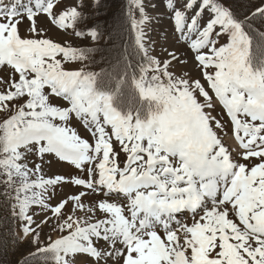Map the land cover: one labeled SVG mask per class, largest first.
<instances>
[{
    "label": "snow or ice",
    "instance_id": "6c2138e0",
    "mask_svg": "<svg viewBox=\"0 0 264 264\" xmlns=\"http://www.w3.org/2000/svg\"><path fill=\"white\" fill-rule=\"evenodd\" d=\"M162 2L190 41L207 89L191 73L174 75L173 63L185 57L172 51L162 62L150 54L146 7L128 0L144 60L136 87L142 98L163 101V114L149 120L148 112L122 115L112 95L95 90L97 73L65 70L62 59L85 61L91 48L36 38L83 25L75 36L96 41L94 14L83 9L101 7L100 0H35L23 11L22 0H0V72L7 73L0 77V112L7 115L0 122V183L21 221V242L32 236L29 243L39 244L49 225L61 233L30 255L53 264H264V106L252 101L256 82L264 81V56L255 55L264 31L249 22L264 21V0L243 20L230 0ZM25 19L28 37L19 34ZM208 89L227 110L242 151H230L218 135L230 126L212 114ZM73 121H83L94 144ZM53 160L66 162L67 171L46 175ZM64 187L84 190L56 198ZM184 210L190 221L177 218Z\"/></svg>",
    "mask_w": 264,
    "mask_h": 264
},
{
    "label": "rangeland",
    "instance_id": "374dc122",
    "mask_svg": "<svg viewBox=\"0 0 264 264\" xmlns=\"http://www.w3.org/2000/svg\"><path fill=\"white\" fill-rule=\"evenodd\" d=\"M147 0H143L144 5L146 4ZM154 2L150 7H146L147 15L150 18V23H147L144 26L145 31V39L149 38L147 42H145V46L149 49L150 54L159 58L162 62L169 58V53L172 51H175L179 56L185 57V63H178L174 62L172 65L171 70L173 71L174 75L179 74H188L191 73L193 76H196L198 78H202L201 71L198 70L199 66L197 65V62H195L192 59V53L189 49L190 41L185 40L182 36H180L173 24V21L171 19L170 15H165V9L163 6L162 0H151ZM4 5L11 4L14 2V0H2ZM231 2V0H230ZM260 0H252L251 3L248 6V14L247 16L251 15V11H254L255 7L259 5ZM31 5L34 7L35 0H22V4L20 6V10L23 11V5ZM232 4V3H231ZM83 11L86 14H92L94 9L92 7H85ZM246 16V17H247ZM141 16L139 15L138 19H140ZM259 23H257V27H264V21L260 19H255ZM39 23V21H38ZM91 23V20L89 21ZM84 28L83 25H79L76 28H70V29H62L57 30L55 27H53L51 30L44 31L41 36L36 38H50L53 39L54 42H61L65 46H73V47H79V48H85L90 47L98 44H102L106 41V36L103 35L96 40L91 41L89 39H84L81 37H76L75 32L82 30ZM28 29V21L25 19L23 23L19 25V34L22 37H28L29 32ZM98 30V29H97ZM67 37V38H66ZM195 38V37H193ZM93 56L92 52L88 53V59L85 61H65L62 59V54H58L57 58L62 59V65L65 67V70H79L81 68H84L85 70L88 69V67H91V61L93 62ZM163 64L161 65V67ZM10 69V66H8ZM149 74H155L153 72H149ZM7 73L6 72H0V77L6 78ZM18 78V75H17ZM163 79H167L164 77ZM202 82H205L202 78ZM206 84V82H205ZM2 87V86H0ZM207 89V84H206ZM210 95L213 96V104L214 108L216 109V112L212 113L213 115H220L223 117V120L229 124L231 122V118L227 116L226 109L223 108V105L219 102V99L215 97L214 92H212L210 89ZM61 103L62 100L60 101ZM7 118V115L3 112H0V122L3 121V119ZM250 119V118H249ZM73 126L76 127L78 134L82 136V138L89 139L90 143L94 144V138L89 135V132L87 130V126L83 124V121H73ZM106 131H109V134L111 135L110 126H106ZM220 135V138L225 143L226 147H229L230 151L234 147H239L242 151V146L239 145V141L236 140L235 142L232 141L233 138L230 137V135H234V132L231 131V126L229 127L228 131H224L223 133H218ZM113 140V147L114 150L119 151L118 143L115 141V137H112ZM47 159H51L50 156L46 157ZM117 160L126 162V159L123 155L117 156ZM37 162V159H30L29 163L30 165L32 163ZM2 171V170H0ZM67 171L66 162H59L57 163L55 160H53L52 167L47 170L46 175H55V174H62ZM74 174H78V170L74 172ZM0 179H3V176L0 175ZM0 210L11 212L9 209V205L11 204V199L6 198L4 195L5 187L2 183H0ZM78 190H84L80 187H74V188H68L64 187L60 190V192L55 193L54 196L56 198H60V196L67 192V193H75ZM38 210V209H35ZM187 214V210H184L181 214L183 218L181 220L183 221H190V216L185 217ZM233 219H236L235 217H231ZM34 219H39V217H34ZM238 223V220H236ZM21 221L18 220L16 217L12 222H8L6 226V230L2 229V234L4 236L3 240V247H7L9 251V264H18L19 261L23 260L25 264L32 262V264H53V261H45L41 259L39 256H33L30 255L32 253H35L38 247H43L49 242V238L55 239L58 238L61 233L58 231H54L49 225L48 227H45L43 231L40 233V243L39 244H31L29 241L33 239L32 236H29L26 238L25 241L21 242L17 238V234H21ZM160 234L163 236L164 233L161 230ZM28 256V257H27ZM79 259V257H77ZM11 259V260H10ZM13 260V261H12Z\"/></svg>",
    "mask_w": 264,
    "mask_h": 264
},
{
    "label": "trees",
    "instance_id": "16d2710c",
    "mask_svg": "<svg viewBox=\"0 0 264 264\" xmlns=\"http://www.w3.org/2000/svg\"><path fill=\"white\" fill-rule=\"evenodd\" d=\"M251 1L231 0L233 11L239 19L243 20L247 16ZM127 3L128 0H100L101 7L92 12L100 37L105 35L106 41L102 44L85 47V49L91 48V52L95 56L93 62L91 61V67L86 70L97 73L95 90L112 95L113 106L122 115L126 116L132 113L146 115L153 102L142 98L135 84L144 60L143 54L137 52L136 49L135 30L131 28L130 22L127 20ZM136 15L138 19L140 14ZM249 22L256 29L264 31V27H257V23H259L257 20ZM91 23H93L92 20ZM249 31L251 32V30ZM255 55L257 59L264 56V46L257 44ZM14 219L15 216L12 212L0 210V264H9V251L7 247H3L2 229L6 230L8 222H12ZM18 264L25 263L21 260ZM27 264H32V262Z\"/></svg>",
    "mask_w": 264,
    "mask_h": 264
},
{
    "label": "clouds",
    "instance_id": "9594fccd",
    "mask_svg": "<svg viewBox=\"0 0 264 264\" xmlns=\"http://www.w3.org/2000/svg\"><path fill=\"white\" fill-rule=\"evenodd\" d=\"M258 95L252 97L254 106H264V81H257L255 84ZM246 95V94H245ZM247 98V95H246ZM153 102V101H151ZM163 101L157 100L152 103L151 108L148 110V119L154 120L163 114Z\"/></svg>",
    "mask_w": 264,
    "mask_h": 264
},
{
    "label": "bare ground",
    "instance_id": "6f19581e",
    "mask_svg": "<svg viewBox=\"0 0 264 264\" xmlns=\"http://www.w3.org/2000/svg\"><path fill=\"white\" fill-rule=\"evenodd\" d=\"M153 1H155V0H153ZM155 2H156V1H155ZM153 3H154V2H152L151 0H147L145 5H146L147 7H150ZM148 39H149V38H146V39H145V42H147ZM230 137L233 138L232 141H234V142L236 141V139L234 138V135H230ZM86 202H88V201H86ZM189 216H190V214H189L188 211H187V214H186L185 217H189ZM177 218H178V219H182L183 217H182L181 215H177Z\"/></svg>",
    "mask_w": 264,
    "mask_h": 264
}]
</instances>
